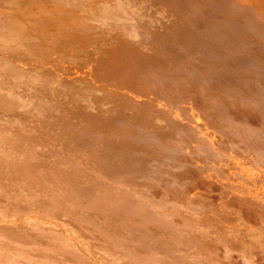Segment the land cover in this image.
Instances as JSON below:
<instances>
[{
    "label": "rangeland",
    "instance_id": "1",
    "mask_svg": "<svg viewBox=\"0 0 264 264\" xmlns=\"http://www.w3.org/2000/svg\"><path fill=\"white\" fill-rule=\"evenodd\" d=\"M263 4L127 0L137 46L50 83L3 51L29 72L0 66L17 103L0 106V264H264ZM82 65L106 69L108 95L80 87Z\"/></svg>",
    "mask_w": 264,
    "mask_h": 264
},
{
    "label": "bare ground",
    "instance_id": "2",
    "mask_svg": "<svg viewBox=\"0 0 264 264\" xmlns=\"http://www.w3.org/2000/svg\"><path fill=\"white\" fill-rule=\"evenodd\" d=\"M124 2H127V0H0V66L2 68L4 67V69L6 68L7 70L10 71V72H7L6 69H5V71L7 73H9V74L12 73L14 75H20L23 71L25 72V71L28 70V69H25L24 70V68L18 67L12 61H10L8 58H4L3 56H1V55L4 54L3 51L5 52V50H7V51H10L11 50L13 52L12 53L13 55H15V54H17V56L20 55L18 58L21 57V59H22V57H23V59L26 60V62L29 61L28 63H30V61L31 62L35 61L39 65V67H42V69H41L40 72L38 70V73H40L39 75H42V72L45 73L43 75L45 77L49 78L48 81L50 83L51 80L53 79V78H51L52 77L51 75L53 74V72H51V71L54 70L52 68H55V70H58L59 69V70H63V71L64 70L71 71V69H70L71 67L70 66H72V64L75 63V62L78 64V61H80L82 64L84 63L86 65L85 62L88 61L90 57L93 58L94 55H99V53L102 52V50L99 52V49L102 48L103 46H104V49H105V44H107V43H108L107 46H109V44L112 46V44H113V47H111V48H114V46L116 45L115 47L119 51H124L127 48H132V47L135 48L137 46L136 41L135 42H132L135 36H132V35H124L123 36L119 32V28L121 26H124V25H126L127 23H130L133 20V17L132 16H128V17H125V16L123 17L122 16ZM112 32H115V35L116 36L120 34V38H125L128 43L130 41L131 43H134V44H129V45H127V44L126 45L116 44L118 41L114 43V41L112 40V38L114 36V35L111 34ZM116 36H115V38H117ZM136 39L138 40V38H136ZM145 44H146V42L143 43V45H145ZM130 45L132 47H130ZM138 45H139V43H138ZM143 45H141V46L143 47ZM116 48H114L115 51H117ZM143 49H144V47H143ZM105 50H108V49H105ZM91 51H93V52L91 54H89V52H91ZM133 51H135V50H133ZM103 52H105V51L103 50ZM110 52H111V50H110ZM141 52H142V50H140V52H138V54L141 53ZM112 53H114V51ZM130 54L133 55L135 53H133L131 51ZM89 55H91V56H89ZM125 55H126V53H125ZM128 55H129V53H128ZM127 56H125L126 57V60L129 59ZM139 56H136V57L135 56H132V57H130V59L128 61L130 62V60L134 59L133 57H135L137 59V57L139 58ZM5 57H7V56H5ZM96 57H98V56H96ZM121 57H122V54H121ZM23 59H22V61H24ZM112 59H114V58H112ZM119 59H121V58L119 57ZM119 59H118V63H119ZM124 60H125V58H124ZM94 61H97V60H94ZM101 61H99V62H101ZM107 61H109V59ZM121 61H122V59H121ZM134 61H136V60H134ZM80 62H79V65H81ZM92 62H91V66L93 64ZM111 62H112V60H111ZM136 62H138V61H136ZM109 63H110V61H109ZM37 64H34V65H37ZM65 64H67V65H65ZM95 64L96 63H94L93 65L95 66ZM105 64H103V65L105 66ZM127 64H128V62H127ZM89 65H90V63H89ZM103 65L101 64V66H103ZM115 65H117V64H115ZM130 65H131V63L128 64V65H125V66H130ZM45 66H47V67L49 66L48 67L49 69L46 70L47 67L45 68ZM122 66H123V64H122ZM1 67H0V69H1ZM43 67H44V69H43ZM76 67L77 66H75V68ZM80 67H82L83 69L86 68V71H88L89 74H87L86 72L83 73L82 71H84V70L80 69L81 72H82L81 73L80 70H79ZM117 67H119V66H117ZM50 68H51V71H50ZM85 68L82 65V66H79L78 67V71L79 72L77 71V69H73V71H72L73 73L71 72L72 75L77 80L80 81V84H82L80 87H82V89L84 88L86 90H90L91 93L94 92L92 95H95L99 91H100V93L102 91H104L105 92V96H106V94L108 95L110 93V91H109L108 85L106 84V81L109 78L108 79H105V80L103 79L108 74V72L104 73L106 69L105 70L103 69L104 72L100 73L101 70H100V72H97V71H94V69L92 67H89L91 70H87V67L86 66H85ZM96 68H95V70H98ZM101 68L102 67H100V69ZM115 68H113V69H115ZM107 70L109 72H111L108 68H107ZM124 71L126 72V70H124ZM28 72H29V70H28ZM118 72H119V70H118ZM26 73L27 72H25V74ZM30 73H32V72H30ZM71 73H70V75H71ZM121 73H122V71H121ZM116 74L113 73L112 75L113 76L114 75L116 76ZM36 75H38V74H35V76ZM103 75H105V76L103 77ZM111 79L112 78H110L108 81H110ZM0 80H1V76H0ZM54 80H55V78H54ZM116 80H117V78H116ZM115 81L113 80V83ZM117 81H119V80H117ZM42 82H43V80H42ZM52 82H53V80H52ZM119 83H121V82L119 81ZM124 83L125 82H123V84ZM52 84H54V83H52ZM108 84L110 85L109 82H108ZM116 84H118V83L115 82L114 85H116ZM130 85L131 84L126 85V86H130ZM132 86H133V84H132ZM129 88H131V87H129ZM129 88H126V89H129ZM134 89L136 90V88H134ZM117 90H119V89H117ZM131 91H133V90H131ZM75 92H74L73 96L75 95ZM104 92H103V95H104ZM69 93H71V92L69 91ZM88 93H89V91H88ZM126 93H128V91ZM130 93H131V95H133L132 92H130ZM59 94H60V91H59ZM80 94L81 93L79 92V95ZM82 95H84V94H82ZM114 95H111V96H114ZM137 95H139V94H137ZM65 96H68V95H65ZM86 96H88V95H86ZM10 97L6 96L3 91L0 92V106H1V108L7 109V111H9L8 110L9 108H12L13 106L17 105L16 101L12 97L11 98ZM78 97H80V96H78ZM96 97L98 98V100L100 99V97H98V96H96ZM119 97H118V99H119ZM80 98H82V96ZM88 98L91 101L90 96ZM122 98L120 99V101L122 100ZM76 99H79V98H76ZM85 99H86V97L82 99L84 101V104L81 101V99L79 100V102L82 105L79 102H78V104H80V108L83 109L84 111H86V113H87L91 109L93 110L94 107H96V105L92 107V104L89 102V99H86V100ZM96 99H95V101H96ZM105 99H106V97H105ZM107 99H109V98L107 97ZM118 99H116V101H118ZM109 100H106V101H109ZM116 101L114 100V104H115ZM61 102H63V101H61ZM91 102L94 103L93 100ZM75 103H77V102L75 101ZM72 104H74V103H72ZM116 104H117V102H116ZM90 106H91V109L90 110L87 109V108H90ZM69 107H71V106H69ZM75 107L77 108L78 106H75ZM98 108L96 107L94 110H96ZM124 108H125V106H124ZM99 109L101 110V108H99ZM66 110H67V108H66ZM103 110H104V107H103ZM69 111H70V109H69ZM126 111H128V110H126ZM10 112H12V111H10ZM86 113H84V114H86ZM92 113L93 112H91V114ZM98 113H100V112L98 111ZM79 114H81V113H79ZM96 114H97V111H96ZM88 115H86V116H88ZM76 116H77V114H76ZM96 116L98 117L99 115H96ZM97 117H96V119H97ZM127 117H129V116H127ZM98 118L100 119V117H98ZM101 118H103V117H101ZM147 120H150V119H147ZM90 122H91V120H90ZM150 122L152 123V121H150ZM150 122H149V124H150ZM83 123H84V121H83ZM101 123H102V121H101ZM93 125H96V124H93ZM98 125H99V123H98ZM105 125H106V123L104 124V128L106 127ZM108 125H107V127H109ZM110 125H112V123ZM150 125H153V124H150ZM97 127H99V126H97ZM100 127L102 129H104L103 128V125H101ZM111 130L114 131L112 128H111ZM116 130L117 129H115V131ZM104 133H106V131ZM104 133H102V134L105 135ZM107 133H110V132L107 131Z\"/></svg>",
    "mask_w": 264,
    "mask_h": 264
}]
</instances>
